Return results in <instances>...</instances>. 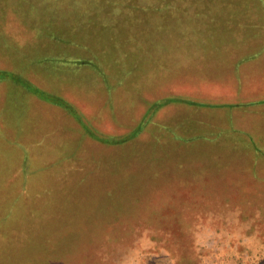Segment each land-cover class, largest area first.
Listing matches in <instances>:
<instances>
[{
  "label": "rangeland",
  "instance_id": "1",
  "mask_svg": "<svg viewBox=\"0 0 264 264\" xmlns=\"http://www.w3.org/2000/svg\"><path fill=\"white\" fill-rule=\"evenodd\" d=\"M181 1L0 0V264H264L261 121L170 95L201 30ZM41 86L72 115L19 107Z\"/></svg>",
  "mask_w": 264,
  "mask_h": 264
},
{
  "label": "crops",
  "instance_id": "2",
  "mask_svg": "<svg viewBox=\"0 0 264 264\" xmlns=\"http://www.w3.org/2000/svg\"><path fill=\"white\" fill-rule=\"evenodd\" d=\"M175 2L182 3L181 0H175ZM183 2L198 4L195 7L196 12L201 16L200 34L197 35L195 44L192 41H183V38H181L180 41L173 39L171 46L175 47L176 50H179V45L180 50L196 48L198 52L193 57L189 56L186 59H179V63L178 58L175 59L173 54L172 61L177 60V64L173 65L170 72L173 77L174 75L176 77L180 75L181 78L172 80L174 78L171 77V83L173 84V81H175L179 90L172 91L170 95L190 98L198 97L200 99L211 96L209 98L211 102H206L205 105L187 104L188 106L195 105L196 107H208L215 104L213 106L224 109L223 103L236 102L234 105L237 107L235 108L240 111L233 112V114H238L241 119L251 115V121H261V126L258 130L259 134H255L252 139L255 140V144L264 146V123H262L264 122V106H254V102H264V0H183ZM176 7L179 8L181 6L178 5ZM202 52H204V55ZM206 52H213L211 55H214L215 52H221V54L218 58L215 55L208 58ZM223 54H225L226 58L221 59ZM195 57L204 61H192ZM74 62L78 61L75 60ZM87 64L89 66L95 63ZM82 67L83 65L80 64L79 68ZM207 67L213 70V74L212 72H207ZM192 69H196V71ZM207 77L210 79H207ZM198 78L208 82H202V85H200ZM212 78L217 81L216 88L211 84L214 81ZM41 87L38 89V93L23 89L24 100L29 101H23V96L21 95V98L18 99L20 100L18 102L19 107L24 108L26 104L30 103L28 107L33 111L37 110L36 112H40L39 114L44 115L48 121L55 115L57 109L63 110L67 116L72 115L71 113L74 112V109L71 111L72 107L66 96L43 86ZM208 103L211 104L206 105ZM159 106L161 108L162 104H159ZM42 108H46L47 113H41L44 111ZM50 109L54 110L52 117H49L51 115L49 113ZM28 111L31 110L28 109ZM243 120L240 126L246 127L247 119L244 118ZM232 124H238V122ZM17 127V130H14L11 123L5 126V132H9L6 138L14 137L22 140L23 136L20 135L26 134L27 137L30 136V138L39 141L41 140L40 138L43 139L42 135L44 132H39V129L35 126H33V129L31 127L32 130H28L22 128L19 123ZM79 127L81 128V126ZM80 128L78 129L80 130ZM249 131L252 134L254 132L252 128ZM235 137L237 140L243 139L236 134ZM228 140L232 141L233 139ZM248 141L250 140L248 139ZM26 143L25 141L21 144L19 142L21 146H26ZM40 143L42 141L37 144ZM73 152L74 150L71 151V155H73Z\"/></svg>",
  "mask_w": 264,
  "mask_h": 264
},
{
  "label": "trees",
  "instance_id": "3",
  "mask_svg": "<svg viewBox=\"0 0 264 264\" xmlns=\"http://www.w3.org/2000/svg\"><path fill=\"white\" fill-rule=\"evenodd\" d=\"M85 60V59H84ZM84 60L82 61V62H84ZM86 62V61H85ZM3 75H4V73H3ZM60 101H63V100H60Z\"/></svg>",
  "mask_w": 264,
  "mask_h": 264
}]
</instances>
